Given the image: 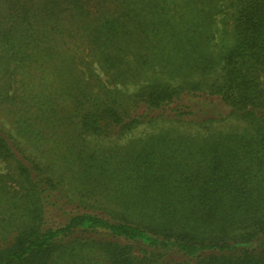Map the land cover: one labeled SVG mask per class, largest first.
Wrapping results in <instances>:
<instances>
[{"label":"trees","instance_id":"1","mask_svg":"<svg viewBox=\"0 0 264 264\" xmlns=\"http://www.w3.org/2000/svg\"><path fill=\"white\" fill-rule=\"evenodd\" d=\"M225 2L233 42L217 48L213 25ZM97 70L108 84L137 88H108ZM0 72L60 80L70 108L51 121L80 139L157 121L232 118L248 129L209 135L187 154L195 140L170 134L154 140L159 158L153 144L130 150L120 170L139 188L126 205H152L138 221L76 205L59 209L63 223L53 225L59 183L0 128V160L15 170L26 203L23 227L0 244V264H95L76 261L84 250L100 264H264V0H0ZM201 97L227 112L209 113ZM99 154L85 158L101 181L108 170Z\"/></svg>","mask_w":264,"mask_h":264},{"label":"rangeland","instance_id":"2","mask_svg":"<svg viewBox=\"0 0 264 264\" xmlns=\"http://www.w3.org/2000/svg\"><path fill=\"white\" fill-rule=\"evenodd\" d=\"M232 13V7H227L225 2L223 13L215 17L213 30L217 48L219 45L230 46L233 42ZM68 48L69 52L87 59V52L82 47L70 45ZM93 66L96 68L95 65ZM97 72L108 88L115 87L125 94L134 92L137 88L132 85L108 84L107 78L98 70ZM216 76L217 74L205 76L201 81L204 85H208ZM7 82L9 85L6 84ZM59 90H61V81L57 82L52 75L40 72L29 75L21 73L9 79L0 72V128L21 147L26 156L44 167L46 175H50L55 184L59 183L56 191L53 192L59 205L53 208L51 215L48 216L53 225L63 223L64 218L60 216L59 209L76 205L96 212L122 215L125 219H128L126 217L128 216L131 220H140L141 213L150 211L152 205L145 207L146 209L126 205L136 201L133 194L137 195L136 188L139 187L131 186V183L125 180L126 174L120 170V167L124 166L127 157H133L130 150L139 148L140 145L144 149L147 145L153 144V155L157 156L156 151L159 150L157 147L162 143L154 140L161 134H170L172 138L182 136L195 140L194 142L187 140L190 142L188 146H184L186 150L184 154H187V151L194 150V144H201V141H205L209 135L248 132L244 123L232 118L199 125L157 121L153 124L141 125L119 137L83 136L80 139L76 136L73 127L70 129L69 126H64L62 121H51L54 118L51 113H60L56 118H61V115H65L70 108L69 99L67 100L64 95L59 96ZM202 99H206L203 105L209 113L227 112V109L215 98L201 97ZM166 146L170 147L169 143ZM163 147L165 146L160 148ZM86 153L90 155L100 153V161L106 162L104 169L108 172L104 179L101 177V181L88 173ZM82 157L87 161L82 160ZM19 183L20 179L12 166L0 160V244L8 243L23 227L21 224L24 223L26 203L25 200L22 201L21 196L24 191L19 190ZM143 202L148 201L143 200ZM76 254H78L76 261L88 259L95 264L102 262L89 250Z\"/></svg>","mask_w":264,"mask_h":264}]
</instances>
